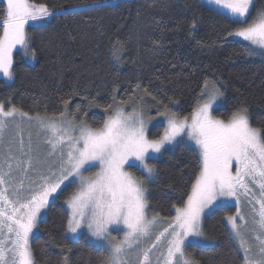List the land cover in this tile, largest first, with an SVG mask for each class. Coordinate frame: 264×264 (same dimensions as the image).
<instances>
[{"label": "trees", "instance_id": "trees-1", "mask_svg": "<svg viewBox=\"0 0 264 264\" xmlns=\"http://www.w3.org/2000/svg\"><path fill=\"white\" fill-rule=\"evenodd\" d=\"M54 14L26 26L29 48L14 53L13 78L0 80V103L35 116L66 117L99 128L113 107L127 102L190 117L203 102L204 83L215 82L222 106L213 116L227 120L241 105L252 126L264 129V57L249 55L232 40L234 30L222 15L201 0H33ZM5 7L0 0V16ZM264 9L255 0L252 13ZM139 85V87H137ZM145 89L147 91H145ZM115 97V99H114ZM155 97V99H153ZM65 101H70L67 105ZM163 134L155 126L149 138ZM155 174L147 182L149 212L174 217L199 172L197 152L183 144L149 160ZM139 179L145 176L132 170ZM65 188L50 204L30 246L36 264H102L106 254L86 242L67 237ZM235 210L215 209L203 221L211 246H187L195 264H243L224 222Z\"/></svg>", "mask_w": 264, "mask_h": 264}, {"label": "snow or ice", "instance_id": "snow-or-ice-1", "mask_svg": "<svg viewBox=\"0 0 264 264\" xmlns=\"http://www.w3.org/2000/svg\"><path fill=\"white\" fill-rule=\"evenodd\" d=\"M214 4L217 15L237 25L227 36L246 41L249 55H264V9L253 15L255 0H207ZM54 13L45 3L33 0H5L0 16V74L13 78L14 52L23 49L35 57L29 48L26 26L46 19ZM139 87V85H137ZM145 91H147L145 89ZM203 103L190 117H178L167 106L158 112L167 121L159 138L147 135L143 109L126 113L113 107L99 128L83 122L69 121L66 111L59 117L35 116L15 107L5 109L0 103V135L9 123L25 118L35 120L46 133L50 151L44 158L27 157L7 164L0 170V264H36L30 246V236L37 228L50 200L57 198L62 185L69 182L74 191L65 199L68 209L67 233L81 229L97 241L108 245V255L102 264H152L150 254L158 244L166 247L163 264H195L185 255L186 246H195V238L203 236L201 217L206 208L221 198L234 199L236 215L226 217L232 232L240 241L245 264H264V129L252 126L248 109L241 105L227 120L212 115L213 105L222 93L215 82L204 83ZM115 99V97H114ZM155 99V97H153ZM70 101H65L67 105ZM186 137L199 149V172L191 191L180 206L173 205V219L159 231L158 214L148 216L147 189L144 181L126 170V165L142 169L148 178L155 168L148 163L151 154H158L165 144ZM31 151V148H29ZM93 169H97L93 171ZM24 179L17 180L15 172ZM34 173V175H30ZM254 189H258V195ZM252 205L253 231L258 241L259 256L252 257L251 246L242 234V224L248 223L241 214V197ZM242 222V224H241ZM113 230L123 231V239L112 236ZM194 238L190 240L189 238ZM187 242V244H186ZM142 243L149 247L141 248ZM159 264V260L157 261Z\"/></svg>", "mask_w": 264, "mask_h": 264}, {"label": "rangeland", "instance_id": "rangeland-1", "mask_svg": "<svg viewBox=\"0 0 264 264\" xmlns=\"http://www.w3.org/2000/svg\"><path fill=\"white\" fill-rule=\"evenodd\" d=\"M201 1L203 2V4L205 6H207L210 9H213L217 12L216 6L214 4H208L207 0H201ZM3 2L5 3V0H3ZM253 15H256V13ZM231 39L238 41V42H241L244 45H247L246 41H242L239 38L231 37ZM21 50H23V49H18L14 53L21 51ZM256 51H257V54H256L257 56L264 57V55L259 54V51H260L259 49H257ZM0 80H3L7 83H10L12 81V79L9 80V79L3 77L2 74H0ZM205 99H206V96H204L203 101ZM221 106H222V101H221V97H220V99L217 100L216 104L213 105L212 115H213V111L217 108H220ZM121 108L126 113L132 112L133 109H139V108L143 109V113H144L145 120H146V130H147L148 136H149L151 129L154 128L155 126H162L163 132H164L165 128L167 127V121L165 120L164 116L153 115L154 112H153L152 108H150V109H148L147 107L143 108V107H141L137 104L131 103V102H127L126 104H124V106H121ZM68 120L72 121L71 119H68ZM47 135H48V133H46V131L39 126L37 121H35V120L29 121L26 118L21 121V118L17 116L16 122L9 123L5 127L2 135H0V170H3L6 172V171H8V168H7L8 163H12L14 168H15L17 161L27 158L24 155V153L20 151V141L21 140H23L25 152H28L29 155H31L33 157L44 158L47 155L48 151H50V145L45 143ZM180 144L186 145V146L194 149L199 156V149L196 147L194 142L188 140L186 137H182V138H178L177 142H175L173 144H165V146L161 149L160 153L151 154L153 156V159H151V160H154V161L160 160L164 152L172 151L177 145H180ZM29 148H31V151H29ZM125 167H126V170L131 172L134 176H136V175L134 174V172H132V170H137L141 174H143L145 176V178L142 180L144 181L145 188L147 187V182L149 180H151L153 176L151 178H148L147 174L142 169L137 168V167L129 168L127 165ZM95 170H97V169H93V171H95ZM14 174H15L17 180L24 179L25 185H27L28 181H27V179H25V177L22 174H20L18 171L15 172ZM30 175H34V173H30ZM70 186H74V185H72L66 181L65 185H62V190L57 193V196L65 188L70 187ZM254 190L256 191V193L258 195L259 190L258 189H254ZM147 194H148V191L146 192V197H147ZM249 199H251V193L249 194L248 198L241 197V203L239 205V209L241 211V214L244 215L248 220V223L246 225H243L241 222V224H242L241 230H242V234L244 235L245 239L248 241V244L251 246L250 255L252 257L258 258V256H259L258 243L259 242L255 240L256 233L253 231L254 225L252 223V215H253L252 205L248 202ZM54 201H55V199L50 200L49 206ZM220 207L233 208L235 210V212L232 216L236 215V211H237L236 201L234 199L225 200L224 198H221L220 200H217L215 203H213L209 208H206L204 213L202 214V217H201V230H202V232H203L204 218L206 216H208L209 214H211L215 209L220 208ZM48 208L45 210V213L42 214L41 219L38 221V224H39V222H41L42 220H44L46 218ZM66 209H67V207H66ZM67 211H68V209H67ZM152 215L153 214L151 212H149V209H148V216L151 217ZM174 215H175V212H174ZM226 217H228V216H226ZM226 217L224 218V222H225V224H226V226H227V228L231 234V237H232L234 243L236 244L237 248L239 249V252L241 253V256L243 258V264H245L244 251L240 247V241L232 232L231 226L228 224ZM172 219H169V220L160 219L158 222V226H157L159 231H162L163 226L166 225L168 222H170ZM37 233H38V225H37V228H35L33 230V233L30 236V242L37 235ZM112 236L115 237L117 240H121V239H123V231L113 230ZM67 237L72 241H77L80 238H85L86 242H88L89 244L93 245L94 247H96L98 249L103 250L105 252L106 256L108 255L107 243L104 241H97L94 237H92L88 233L87 229H81L75 235H73L71 233H67ZM189 239L192 240L194 238L190 237ZM195 240H196L195 246H199V247L211 246L213 244V241L210 238H208L204 234V232H203V236L195 238ZM186 244H187V242H186ZM146 247H149V244H147V243L141 244V248H146ZM161 253H163L164 256H166V254H167L166 247L162 243L158 244L157 248L153 249L152 253L150 254L151 259H152V264H157L158 260H159V264H163V256H161ZM185 255L187 256L186 248H185ZM131 259L133 261V264H135V260H136L135 255H133L131 257Z\"/></svg>", "mask_w": 264, "mask_h": 264}]
</instances>
